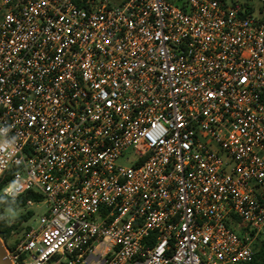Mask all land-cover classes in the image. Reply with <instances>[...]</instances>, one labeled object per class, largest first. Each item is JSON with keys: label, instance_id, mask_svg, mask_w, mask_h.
I'll return each mask as SVG.
<instances>
[{"label": "built area", "instance_id": "obj_1", "mask_svg": "<svg viewBox=\"0 0 264 264\" xmlns=\"http://www.w3.org/2000/svg\"><path fill=\"white\" fill-rule=\"evenodd\" d=\"M0 181L45 206L11 264H250L264 0H0Z\"/></svg>", "mask_w": 264, "mask_h": 264}, {"label": "rangeland", "instance_id": "obj_2", "mask_svg": "<svg viewBox=\"0 0 264 264\" xmlns=\"http://www.w3.org/2000/svg\"><path fill=\"white\" fill-rule=\"evenodd\" d=\"M95 3L101 1H109L114 5L122 4L125 0H93ZM228 2H237V3H248L249 6H253L254 13L258 12L259 9V0H227ZM32 211L33 215L27 221H21V218L27 214V212ZM45 211V206L42 204H36L32 207H21V208H10L0 203V220L12 225H17L16 230L12 233L11 237L5 242L2 238L3 244L9 248L14 246V243L17 242L25 234L27 228L31 225H35L36 221Z\"/></svg>", "mask_w": 264, "mask_h": 264}, {"label": "trees", "instance_id": "obj_3", "mask_svg": "<svg viewBox=\"0 0 264 264\" xmlns=\"http://www.w3.org/2000/svg\"><path fill=\"white\" fill-rule=\"evenodd\" d=\"M86 0H78L79 4H83V2ZM227 1V0H226ZM231 4H233L234 7H236L241 14H252L254 13V8L253 6H249V4L246 3H237V2H232ZM11 174H8V177ZM4 182L5 181H0V192L4 186ZM31 198H37L39 199L37 196H34L31 193H27L25 196L16 199V200H7L5 199L3 196L0 195V203L10 207V208H21V207H25L26 206V201L28 199ZM33 215L32 211L27 212V214L25 216H23L21 218V221H27L28 219H30ZM234 227L238 230V231H242V226L240 224V220H236ZM17 225L15 224H8L2 220H0V237L6 242L12 235V233L14 232V230H16ZM28 229V228H27ZM250 264H264V241L262 242V245L259 248V251L255 257V259L250 263Z\"/></svg>", "mask_w": 264, "mask_h": 264}, {"label": "water", "instance_id": "obj_4", "mask_svg": "<svg viewBox=\"0 0 264 264\" xmlns=\"http://www.w3.org/2000/svg\"><path fill=\"white\" fill-rule=\"evenodd\" d=\"M0 264H11L7 254L6 246L3 244L0 237Z\"/></svg>", "mask_w": 264, "mask_h": 264}]
</instances>
